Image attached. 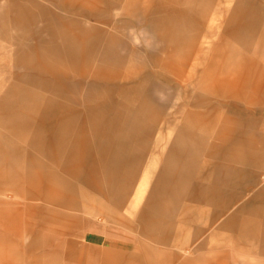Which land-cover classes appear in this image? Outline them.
I'll return each instance as SVG.
<instances>
[{"label": "rangeland", "instance_id": "374dc122", "mask_svg": "<svg viewBox=\"0 0 264 264\" xmlns=\"http://www.w3.org/2000/svg\"><path fill=\"white\" fill-rule=\"evenodd\" d=\"M233 6L0 0V100L10 92L28 103V134L17 133L18 145L28 146V156L48 144L59 152L57 170L79 181L86 212L107 204L136 220L144 207L172 205L178 222L195 226L203 205L234 202L233 166L254 159L251 187L259 189L264 47L250 50L252 41L227 34L237 22ZM45 96L66 108L48 122L39 101ZM60 123L61 152L55 148ZM84 233L97 249L131 236L102 221Z\"/></svg>", "mask_w": 264, "mask_h": 264}, {"label": "crops", "instance_id": "0c3cea01", "mask_svg": "<svg viewBox=\"0 0 264 264\" xmlns=\"http://www.w3.org/2000/svg\"><path fill=\"white\" fill-rule=\"evenodd\" d=\"M225 2L233 3L237 21L227 34L252 41L250 50L264 47V0ZM4 95L0 100V264H264V183L256 190L251 187L258 174L256 159L233 166V174L239 176L234 202L203 205L195 226L178 222L172 205L144 207L136 220L107 204L86 212L79 181L74 174L57 170L63 158L59 152L48 144L39 148V155L28 156V146L18 145L17 133L28 134V103L10 92ZM39 101L43 122L55 110H66L59 98L45 96ZM62 127L60 123L56 128L58 151L64 140ZM35 164L46 166L32 169ZM101 221L126 229L131 233L129 242H110L102 249L88 245L86 225L96 227ZM240 256L246 260H237Z\"/></svg>", "mask_w": 264, "mask_h": 264}]
</instances>
